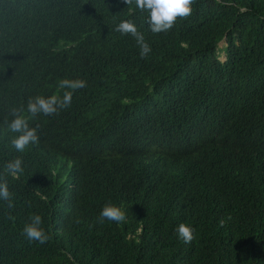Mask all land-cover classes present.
I'll list each match as a JSON object with an SVG mask.
<instances>
[{
    "label": "trees",
    "instance_id": "1",
    "mask_svg": "<svg viewBox=\"0 0 264 264\" xmlns=\"http://www.w3.org/2000/svg\"><path fill=\"white\" fill-rule=\"evenodd\" d=\"M191 7L154 34L123 0H0V182L13 205L0 199V264H264V0ZM126 20L147 56L116 30ZM62 79L85 87L31 117L30 98L72 91ZM14 109L39 136L24 152L5 122ZM108 204L126 219L101 222ZM33 215L44 244L22 234Z\"/></svg>",
    "mask_w": 264,
    "mask_h": 264
},
{
    "label": "clouds",
    "instance_id": "2",
    "mask_svg": "<svg viewBox=\"0 0 264 264\" xmlns=\"http://www.w3.org/2000/svg\"><path fill=\"white\" fill-rule=\"evenodd\" d=\"M126 5H135L140 11H148V20L146 21L150 30L154 34L166 32L170 30L178 18H186L192 13V4L194 0H123ZM121 34H130L133 36L140 47L141 57L147 56L151 51L150 46L145 42L144 35L139 32L136 26L131 21L121 22L117 29ZM58 87L61 89H71L72 91H65L62 98L58 95H52L47 98L43 96H36L30 98L27 102V113L31 117L38 114L51 116L57 114L59 109H64L70 106L72 100V92L85 87L83 80H68L62 79L59 81ZM12 119L6 120L8 129L12 133L18 135L11 139L12 147L18 152H24L25 149L31 145L39 142V136L35 128L29 127L28 117L21 114L19 110L12 111ZM5 171L16 177L23 171L22 161L16 158L5 164ZM0 199L8 201V207L12 208L11 194L8 191L7 182H0ZM101 222L104 219L114 221L116 223L123 222L126 217L125 213L114 205H105L100 212ZM9 219H14L9 217ZM42 218L40 215H33L30 217V223H27L23 228L22 234L29 240L40 244L46 243L48 240L44 230L40 227ZM177 236L184 243H191L194 239L193 229L184 223L177 227Z\"/></svg>",
    "mask_w": 264,
    "mask_h": 264
},
{
    "label": "rangeland",
    "instance_id": "3",
    "mask_svg": "<svg viewBox=\"0 0 264 264\" xmlns=\"http://www.w3.org/2000/svg\"><path fill=\"white\" fill-rule=\"evenodd\" d=\"M226 46V41L225 39H223L222 41H220V43L218 44V55H219V59L220 60H225V53H224V47Z\"/></svg>",
    "mask_w": 264,
    "mask_h": 264
}]
</instances>
